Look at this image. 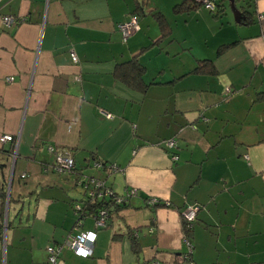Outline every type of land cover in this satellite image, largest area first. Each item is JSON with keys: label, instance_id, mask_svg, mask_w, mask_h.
Instances as JSON below:
<instances>
[{"label": "crops", "instance_id": "crops-1", "mask_svg": "<svg viewBox=\"0 0 264 264\" xmlns=\"http://www.w3.org/2000/svg\"><path fill=\"white\" fill-rule=\"evenodd\" d=\"M181 1L0 0V136L14 138L0 142V264H46V248L77 228L95 232L92 252L63 245L59 264H264V0L250 2L249 24L229 0L215 14L200 1L175 12ZM131 14L139 29L124 42ZM134 57L144 89L116 75ZM50 145L71 152L74 171L46 170ZM86 176L137 190L121 206L103 197L105 226L75 211Z\"/></svg>", "mask_w": 264, "mask_h": 264}, {"label": "built area", "instance_id": "built-area-1", "mask_svg": "<svg viewBox=\"0 0 264 264\" xmlns=\"http://www.w3.org/2000/svg\"><path fill=\"white\" fill-rule=\"evenodd\" d=\"M200 1L206 8L210 11L215 10L216 6L214 0H196ZM20 20L13 15H3L1 17V22L4 26H11L13 24H17ZM118 28L122 33V40L125 42L130 37L134 31L139 29V16L137 14H131L127 19L123 20L118 24ZM72 61H77V56L74 52L70 54ZM12 78H7V81H10ZM101 114L106 117H110L111 113L101 110ZM14 141V138L11 134H3L0 136V142H8ZM165 145L167 148H172L176 145L174 138H169L165 141ZM17 147V142L15 144V148ZM49 151L54 154V161L51 167L46 168V170L50 169L55 173L63 174L71 172L75 168L74 158L69 150L66 149H55L54 146H48ZM173 158H176V155H172ZM109 171L118 170V166L115 164H109ZM95 167H101L102 164L99 161L94 162ZM21 178H26V172H22L20 174ZM78 185L84 189L86 198L83 203H75V211L78 215H83L84 211L82 208L86 206L89 202H93L96 200H101L104 196L109 197L113 200L114 203H124L127 201L128 197L137 192L136 188L129 189L126 194L118 195L115 194L108 186L104 184L101 179H98L93 176H86L78 180ZM154 200V199H152ZM79 211V212H78ZM93 212L95 216V225L96 227L105 226L109 219V210L105 207H101ZM197 207L193 205L186 206L182 212L181 216L183 220L186 222V227L191 228L193 222L196 218ZM85 213L87 211L85 210ZM77 228V227H76ZM95 238V232L91 230H79L78 228L72 234H70L63 244H51L49 245L47 250V259L46 264H59L60 260V252L62 246H68L72 249L77 255L87 257L92 252V245ZM169 264V263H163ZM192 264V263H188Z\"/></svg>", "mask_w": 264, "mask_h": 264}, {"label": "trees", "instance_id": "trees-1", "mask_svg": "<svg viewBox=\"0 0 264 264\" xmlns=\"http://www.w3.org/2000/svg\"><path fill=\"white\" fill-rule=\"evenodd\" d=\"M229 1L231 3H233L234 5H236L242 11V15L244 17V18H242L243 20L241 19L243 21L242 23L249 24V23L253 22V18H251V16H249V11L251 10V8H253L252 4L250 3L252 0H229ZM241 1H242V4H240ZM214 3H215L216 8H219L222 4V0H218V2H217V0H214ZM197 5H198V1H196V0H182L181 2L175 4L173 9L175 12H187L190 9L195 8ZM215 12H216V10L213 11L214 14H215ZM153 15L158 22L160 30L163 32L164 29L167 27L166 18L164 17V15L160 11H157V10H155L153 12ZM143 74H144V66H143V64H141V62H138V60L135 57L132 59H129L125 62L119 63L117 65L116 75L118 76L119 79L126 82L130 86H135L137 88H143V89L146 88L147 83H145L143 80ZM100 163L102 164V167H104L105 169L108 170V167H109L108 163H102V162H100ZM109 164H113V163H109ZM74 170L75 169H73L72 171H74ZM102 199L103 198H101V200L89 202L86 206H84L82 208V211L85 212V210H86L87 213H93V212H96L95 210L98 208L108 207L109 203L105 202ZM152 199H154V200H152ZM149 201L151 204H155V205L156 204L164 205V203H166V202H164V200H160V199L155 198V197L150 198ZM4 202H5V195H4ZM4 202L2 200V196H1V192H0V204H2ZM111 202L113 204H115L113 201H111ZM123 204H125V203H116V206H121ZM107 209H109V208H107ZM195 220H196V218H195ZM182 223H183V228H184L186 235L189 236L193 225L191 228L186 227V222L183 220V218H182Z\"/></svg>", "mask_w": 264, "mask_h": 264}, {"label": "rangeland", "instance_id": "rangeland-1", "mask_svg": "<svg viewBox=\"0 0 264 264\" xmlns=\"http://www.w3.org/2000/svg\"><path fill=\"white\" fill-rule=\"evenodd\" d=\"M217 2H218V0H217ZM240 4H242V1L240 2ZM208 10V9H207ZM228 11H229V13L230 14H228L229 16H233L234 17V15H233V9H232V7H228ZM232 13V14H231ZM173 28H174V25L172 26ZM180 28V27H179ZM202 29H203V26H199L198 28H197V32L195 33V34H198L199 36L201 35V34H203V33H205V32H207L205 29L202 31ZM178 33H179V35L180 36H183V35H188V34H192L193 32L189 29V28H187V27H181L179 30H178ZM209 34H211V32L209 33ZM180 46H181V44H180Z\"/></svg>", "mask_w": 264, "mask_h": 264}, {"label": "water", "instance_id": "water-1", "mask_svg": "<svg viewBox=\"0 0 264 264\" xmlns=\"http://www.w3.org/2000/svg\"><path fill=\"white\" fill-rule=\"evenodd\" d=\"M231 7H232V9H233L234 20L237 21V22H240L241 19L244 18L243 15H242V11H241L236 5H234L233 3H231ZM16 148H17V147H16ZM16 148H15V151H14V152H16ZM14 155H15V154H14ZM23 172H25V171H23ZM21 173H22V172H21ZM21 173H20V174H21ZM12 174H13V170H12ZM20 174H19V176H21ZM11 177H12V176H11ZM11 177H10V178H11ZM8 201H9V200L6 201L7 205H8ZM7 207H8V206H7Z\"/></svg>", "mask_w": 264, "mask_h": 264}, {"label": "bare ground", "instance_id": "bare-ground-1", "mask_svg": "<svg viewBox=\"0 0 264 264\" xmlns=\"http://www.w3.org/2000/svg\"><path fill=\"white\" fill-rule=\"evenodd\" d=\"M105 197V196H104ZM194 224V223H193Z\"/></svg>", "mask_w": 264, "mask_h": 264}]
</instances>
